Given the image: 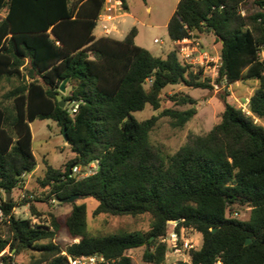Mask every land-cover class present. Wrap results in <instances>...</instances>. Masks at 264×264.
Masks as SVG:
<instances>
[{
    "label": "trees",
    "instance_id": "1",
    "mask_svg": "<svg viewBox=\"0 0 264 264\" xmlns=\"http://www.w3.org/2000/svg\"><path fill=\"white\" fill-rule=\"evenodd\" d=\"M121 2L127 10L129 0ZM104 3L0 0V192L10 194L9 202L7 196L0 202L6 216L0 226L10 232V239L0 237V264H16L23 250L31 252L29 264H69V257L93 255L109 264H134L130 252L140 248L143 264H166L162 239L171 220L179 221L178 230L192 228L202 236L189 262L179 264H264V125L257 121H264V1L179 0L167 24L175 47L166 57L137 45L136 27L122 40L97 38ZM250 3L258 9H248ZM193 33L221 44L216 84L252 80L257 86L249 97L250 114L222 96L219 123L206 134H189L166 155L150 133L162 116L184 127L197 113L195 100L175 94L170 99L176 105L192 107L165 109L143 121L133 114L146 105L159 110L169 86L213 88L180 56L178 43ZM65 79L69 91L61 108L57 95ZM44 119L53 120L62 135L66 131L74 154L65 169L43 161L38 180L49 189L46 200H95L94 218L150 215L149 234L91 235L87 203L74 202L65 225L79 242L63 248L55 241L62 228L57 215L51 213L50 226L16 215L12 193L38 165L30 124ZM94 161L95 174L68 177L73 165ZM236 209H248L249 217H234ZM30 210L36 213L34 205ZM8 246L12 254L3 253Z\"/></svg>",
    "mask_w": 264,
    "mask_h": 264
},
{
    "label": "rangeland",
    "instance_id": "2",
    "mask_svg": "<svg viewBox=\"0 0 264 264\" xmlns=\"http://www.w3.org/2000/svg\"><path fill=\"white\" fill-rule=\"evenodd\" d=\"M179 0H129L128 12L137 18L134 26L138 29L136 37V44L148 49L152 54L159 57H166V55L174 49V44L170 40L167 32V24L171 16L174 14ZM150 7V11H148ZM251 11H256L257 6L251 3L248 6ZM241 13L243 16L247 14L245 7H242ZM130 24L126 25V29ZM130 28V27H129ZM158 39L160 42H154ZM193 43H199V52L195 54L197 59L196 64H190L191 69L195 73H200L201 81H209L213 86L212 89L190 88L185 85H175L167 87L161 95V108L154 110L150 105L133 115L140 121L148 119L153 115H158L165 109L173 110H187L191 105H176L171 101L170 97L175 94H188L195 100L196 115L190 119L184 127L174 126V120L169 116H162L157 121V124L150 133L151 143L166 154H174L187 141L189 134L203 135L209 132L219 121L224 110V101L222 96L242 108L245 112L250 114L249 97L253 94L257 82L249 80L245 82H237L231 85L216 84L218 75L214 76L213 70H218L220 65L221 44L215 40L211 35L192 34L190 39ZM207 54L206 56L204 54ZM181 56V55H180ZM264 56V55H263ZM203 63V66H201ZM209 67V68H208ZM264 125V121L257 120ZM31 130L33 134V147L35 155L38 159L39 167L36 173L13 191L12 197L17 203L16 215L20 218L34 219L36 225H51V213L57 215L61 222L62 228L58 233L55 241L63 248L79 242V239H73L65 225V220L73 203H53L51 199L46 200L48 188H42L39 183V177H42L45 170L44 160H47L55 168L65 169L66 164L74 158L69 146H67L61 129L57 124L50 119L36 120L31 123ZM27 193L32 195V201L27 205L21 195ZM83 202L88 205L87 225L88 232L91 235L106 236L111 234H118L123 232H139L149 234L151 230L152 217L150 215H142L139 217L129 216H110L101 215L93 217V211L97 206L95 200H81L77 199L76 204ZM30 205H34L36 213H32ZM237 213V215L235 214ZM234 217L244 220L249 217L248 209L234 210ZM32 217V218H31ZM184 234L193 239L195 243H200L201 234L193 230H184ZM0 237L10 239V232L7 225L0 226ZM144 248L133 250L130 252L134 264H143L142 255ZM9 246L5 253L12 254ZM31 260V252L21 251L15 256L16 264H29Z\"/></svg>",
    "mask_w": 264,
    "mask_h": 264
},
{
    "label": "built area",
    "instance_id": "3",
    "mask_svg": "<svg viewBox=\"0 0 264 264\" xmlns=\"http://www.w3.org/2000/svg\"><path fill=\"white\" fill-rule=\"evenodd\" d=\"M104 8L102 13L99 15L97 20V26H100L105 35L108 37L112 36L113 30L111 26L108 24L109 21L113 19V16L117 14L124 13V8L121 0H104ZM260 1V0H259ZM264 1V0H263ZM156 43L160 41L155 39ZM179 52L182 60L187 64H196L197 59L195 54L199 52L198 46L199 43H193L190 39H184L183 41L178 43ZM207 55L206 53L204 54ZM203 66V63H201ZM221 65V62H220ZM219 65V67H220ZM209 68V67H208ZM214 76L218 75V70H213ZM77 106L71 110L72 113L76 111ZM98 170V161H94L87 166L82 165H73L70 168L69 178H74L76 180H80L86 178L90 175H93ZM26 177V175H24ZM22 198L32 199V195H28L24 193L21 195ZM6 199V193L0 192V202ZM53 203H58V200L53 198L51 199ZM237 215V213H235ZM32 218V217H31ZM6 219L4 211L0 204V222H3ZM32 220V219H31ZM34 224H36V220H32ZM179 221H168L166 234L162 239V243L167 245V252L165 254V263L166 264H179L181 262H189L190 260V251L197 250L200 247V243H195L193 239H189L185 234L184 230H193L192 228H181L178 230ZM196 232V231H195ZM6 252V249L3 253ZM2 253V254H3ZM1 254V255H2ZM69 264H100L105 263L109 264V262L101 255H93V256H82L78 258H68ZM220 264V263H217Z\"/></svg>",
    "mask_w": 264,
    "mask_h": 264
},
{
    "label": "crops",
    "instance_id": "4",
    "mask_svg": "<svg viewBox=\"0 0 264 264\" xmlns=\"http://www.w3.org/2000/svg\"><path fill=\"white\" fill-rule=\"evenodd\" d=\"M128 9H129V6H128ZM128 9L124 10V13H122V14H117L116 13L113 16V19L108 22V24L111 26V28L113 30V34L110 37H112L114 39H117V40H122V39L125 38V36L129 33V31L133 27H136L134 25L137 22V18L134 17L131 13H129ZM148 11H150V7H148ZM128 23L130 24V26H129L130 28L128 27V29H126V25ZM94 35L97 38L107 37V35L104 34V32H103V30H102V28L100 26H96V28L94 30ZM141 47H143V46H141ZM68 91H69V87L67 86L66 93ZM30 127H31V124H30ZM38 165H39V163H38ZM38 165H37L36 169L33 172H31L30 174L26 175L25 180L31 178L36 173V171L38 170V167H39ZM15 213H16V208H15Z\"/></svg>",
    "mask_w": 264,
    "mask_h": 264
},
{
    "label": "water",
    "instance_id": "5",
    "mask_svg": "<svg viewBox=\"0 0 264 264\" xmlns=\"http://www.w3.org/2000/svg\"><path fill=\"white\" fill-rule=\"evenodd\" d=\"M67 83H68V79H65L61 83L60 88H59L60 93L57 95V99L59 100V105L61 108H65V106H66V101L62 98V94H65L67 91ZM63 137H64V140L67 141L66 131H64ZM6 196L8 197L7 201L9 202L10 201V194L7 193ZM77 199H79V196L74 195V196H71L70 198L61 200V202L62 203H74ZM249 242H250V240L248 239L245 244H248Z\"/></svg>",
    "mask_w": 264,
    "mask_h": 264
}]
</instances>
